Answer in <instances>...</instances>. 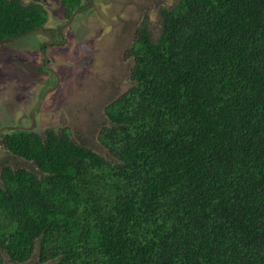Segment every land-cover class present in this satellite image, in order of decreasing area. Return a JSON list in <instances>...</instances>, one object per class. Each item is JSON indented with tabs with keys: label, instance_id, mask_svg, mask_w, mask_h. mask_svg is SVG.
<instances>
[{
	"label": "trees",
	"instance_id": "1",
	"mask_svg": "<svg viewBox=\"0 0 264 264\" xmlns=\"http://www.w3.org/2000/svg\"><path fill=\"white\" fill-rule=\"evenodd\" d=\"M172 1L136 31L107 156L64 127L0 132L39 170H0V264H264V0ZM46 11L0 0V41Z\"/></svg>",
	"mask_w": 264,
	"mask_h": 264
},
{
	"label": "rangeland",
	"instance_id": "2",
	"mask_svg": "<svg viewBox=\"0 0 264 264\" xmlns=\"http://www.w3.org/2000/svg\"><path fill=\"white\" fill-rule=\"evenodd\" d=\"M47 1V26L0 41V123L29 125L32 111L44 95L34 130L43 134L47 129L67 128L73 140L107 156L99 141L100 131L109 124L104 110L131 85L134 62L129 50L136 31L143 20L156 31L158 11L173 1L93 0L94 10L74 16L64 29L67 38L63 42L68 41L57 46L61 56L50 57L56 63L57 85L49 68L40 69L38 55L40 44L49 40L65 10L60 0ZM4 166L39 174L29 160L11 154L0 142V170ZM36 255L24 262L4 256L3 264H48L39 262Z\"/></svg>",
	"mask_w": 264,
	"mask_h": 264
},
{
	"label": "flooded vegetation",
	"instance_id": "3",
	"mask_svg": "<svg viewBox=\"0 0 264 264\" xmlns=\"http://www.w3.org/2000/svg\"><path fill=\"white\" fill-rule=\"evenodd\" d=\"M92 2L93 0H86V2H83L81 3V7L79 8H74L72 10V12L66 16H63V20L61 19L60 21H58V18H57V23L59 24L58 27L56 28V30H53L51 32V35H49V40L43 42L40 44L39 46V55H38V59L40 60V69H46V68H49L48 71H50L51 73H49V75L53 78H55V83L57 85V83L59 82V76L57 74V71H56V63L55 62H52L50 60V57H53V56H61V53L59 52V48H57V46H63L67 43L68 39L63 42V37L67 38L66 35H65V31L64 30L67 27H69L72 23V21L74 20L73 17L76 19L77 15L78 14H81V13H84V12H89V11H93L94 9H91V6H92ZM62 5V4H61ZM46 7V5H45ZM93 8V7H92ZM76 12V13H75ZM73 14V15H72ZM56 17L53 16V19H55ZM52 19V18H51ZM47 20H48V15H47ZM43 24V26H47V21ZM43 26L41 29H43ZM39 29V28H38ZM37 30V29H35ZM34 30V31H35ZM33 32V31H32ZM54 35V36H53ZM72 37V36H71ZM13 39V38H12ZM12 39H8L6 41H11ZM72 39V38H71ZM134 43V42H133ZM35 51V50H34ZM37 54H38V51L36 50ZM44 67V68H43ZM54 83V84H55ZM52 85V87H54L55 85ZM51 87V88H52ZM50 88V90H51ZM49 89V88H48ZM46 95V94H45ZM44 98L45 96L44 95H41L40 98H39V101H38V105L36 106L35 110L32 111V115H31V123L29 125H18V124H9V125H4V124H1L0 123V132H7V130L9 129H13V128H20V129H27V130H32V131H35L37 132L36 130H34V126H35V115L36 113L40 110L41 108V105L42 103L44 102ZM36 127V126H35ZM48 130V129H47ZM54 130V129H53ZM59 130V129H57ZM46 131V130H45ZM38 133V132H37ZM14 155V154H13ZM2 169V168H1Z\"/></svg>",
	"mask_w": 264,
	"mask_h": 264
},
{
	"label": "water",
	"instance_id": "4",
	"mask_svg": "<svg viewBox=\"0 0 264 264\" xmlns=\"http://www.w3.org/2000/svg\"><path fill=\"white\" fill-rule=\"evenodd\" d=\"M30 1H35V2H39L42 3L43 5H47V0H30ZM76 13V12H75ZM73 15V14H72Z\"/></svg>",
	"mask_w": 264,
	"mask_h": 264
}]
</instances>
